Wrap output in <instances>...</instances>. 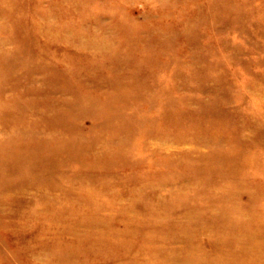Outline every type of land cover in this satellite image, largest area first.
<instances>
[{
    "label": "rangeland",
    "instance_id": "obj_1",
    "mask_svg": "<svg viewBox=\"0 0 264 264\" xmlns=\"http://www.w3.org/2000/svg\"><path fill=\"white\" fill-rule=\"evenodd\" d=\"M0 61V264H264V0H0Z\"/></svg>",
    "mask_w": 264,
    "mask_h": 264
},
{
    "label": "bare ground",
    "instance_id": "obj_2",
    "mask_svg": "<svg viewBox=\"0 0 264 264\" xmlns=\"http://www.w3.org/2000/svg\"><path fill=\"white\" fill-rule=\"evenodd\" d=\"M48 18H50V17H48ZM43 22H44V21H43ZM45 22H46V21H45ZM1 24H2V23H1ZM6 24H7V23H6ZM41 26H42V25H41ZM41 26H39V28H40ZM40 29H41V28H40ZM53 40H54V39H53ZM56 40H57V39H56ZM59 40H60V39H59ZM48 44H50V43H48ZM112 50H113V49H112ZM86 54H87V53H86ZM86 54H85V55H86ZM89 54H90V53H89ZM3 62H4V61H3ZM127 62H128V61H127ZM0 64H1V61H0ZM127 65H128V64H127ZM28 66H29V65H28ZM10 67H11V66H10ZM111 67H112V66H111ZM113 67H114V66H113ZM113 67H112V69H113ZM5 68H6V67H5ZM109 68H110V67H109ZM118 68H119V67H118ZM29 70H30V69H29ZM110 70H111V69H110ZM116 70H118V69H116ZM1 71H2V70H1ZM8 71H9V70H8ZM8 71H7V72H8ZM3 72H4V71H3ZM118 72H119V71H118ZM25 73H26V71H25ZM114 73H115V72H114ZM13 74H14V73H13ZM115 74H116V73H115ZM133 75H134V72H133ZM81 78H82V77H81ZM26 79H27V78H26ZM59 79H60V78H59ZM13 80H14V79H13ZM13 80H12V81H13ZM33 80H34V79H33ZM45 80L47 81L46 78H45ZM52 80H53V78H52ZM113 80H114V79H113ZM120 80H121V79H120ZM9 81H10V80H9ZM20 81H21V80H20ZM20 81H19V83H20ZM29 81H30V80H28V82H29ZM43 81H44V80H43ZM60 81H61V80H60ZM66 81H67V80H66ZM69 81H70V80H69ZM114 81H115V80H114ZM117 81H118V79H117ZM118 82H119V81H118ZM39 83H40V82H39ZM41 83H42V82H41ZM74 83H75V82H74ZM76 83H77V82H76ZM111 83L114 84L113 81H112ZM43 84H44V83H43ZM59 84H60V83H59ZM66 84H67V83H66ZM79 84H80V83H79ZM94 84H95V83H94ZM96 84H97V83H96ZM96 84H95V85H96ZM98 84H99V83H98ZM0 85H2V84H0ZM12 85H13V84H12ZM20 85H21V84H20ZM26 85H27V84H26ZM80 85H81V84H80ZM87 85H88V84H87ZM117 85H118V84H117ZM60 86H61V85H60ZM76 86H77V85H76ZM91 86H93V85L91 84ZM109 86H110V85H109ZM115 86H116V85H115ZM121 86H122V85H121ZM121 86H120V87H121ZM130 86H131V85H130ZM132 86H133V83H132ZM0 87H2V86H0ZM15 87H16V86H15ZM23 87H24V86H23ZM88 87H89V86H88ZM120 87H119V88H120ZM4 88H5V87H4ZM4 88H3V89H4ZM21 88H22V87H21ZM126 88H127V87H126ZM19 89H20V88H19ZM23 89H24V88H23ZM112 89H114V88H112ZM28 90H29V89H28ZM114 90H115V89H114ZM116 90H117V89H116ZM116 90H115V91H116ZM118 90H119V89H118ZM7 91H8V90H7ZM9 91H10V90H9ZM16 91H17V90H16ZM5 92H6V91H5ZM21 92H22V91H21ZM112 92H113V91H112ZM118 92H119V91H118ZM22 93H23V92H22ZM31 93H32V92H31ZM107 93H108V92H107ZM113 93H114V92H113ZM2 94H3V93H2ZM5 94H6V93H5ZM8 94H9V93H8ZM14 94H15V92H14ZM36 94H37V93H36ZM109 94H110V93H109ZM111 94H112V93H111ZM114 94H115V93H114ZM116 94H117V93H116ZM118 94H120V93H118ZM11 95H12V94H11ZM31 95H32V94H31ZM112 95H113V94H112ZM8 96H9V95H8ZM8 96H7V97H8ZM16 96H17V95H16ZM33 96H34V95H33ZM124 96H126V95H123V98H124ZM22 97H23V96H22ZM28 97H29V96H28ZM28 97H27V98H28ZM30 97L32 98V96H30ZM114 97H115V96H114ZM1 98H2V97H1ZM1 98H0V99H1ZM12 98H13V97H12ZM12 98H11V99H12ZM14 98H15V97H14ZM19 98H20V97H19ZM23 98H24V97H23ZM115 98H116V97H115ZM128 98H130V97H128ZM2 99H3V98H2ZM20 99H21V98H20ZM120 99H121V98H120ZM5 100H6V99H5ZM7 100H9V99H7ZM18 100H19V99H18ZM23 100H24V99H23ZM29 100H31V99H29ZM80 100H81V99H80ZM90 100H91V99H90ZM105 101H107V100H105ZM5 102H6V103H9V101H4V103H5ZM71 102H72V101H71ZM22 103H23V101H22ZM29 103H30V102H29ZM31 103H32V102H31ZM1 104H2V103H1ZM20 104H21V103H20ZM20 104H19V105H20ZM5 105H6V104H4V107H5ZM74 105H75V104H74ZM2 106H3V105H2ZM65 106H66V105H65ZM84 106H85V104H84ZM87 106H88V105H87ZM11 107H12V106H10L9 108H11ZM27 107L29 108V106H27ZM7 108H8V107H7ZM261 108H262V107H261ZM52 109H53V108H52ZM0 110H1V109H0ZM9 111H10V110H9ZM103 111H104V110H103ZM0 112H1V111H0ZM9 113H10V112H9ZM23 113H26V112L24 111ZM27 113H28V112H27ZM101 113H102V112H101ZM47 114H48V113H47ZM51 114H52V113H51ZM5 115H6V114H4V116H5ZM9 115H10V114H9ZM11 115H12V114H11ZM29 115H30V114H29ZM34 115H35V114H34ZM256 115H257V114H256ZM30 116H31V115H30ZM242 116H243V115H242ZM6 117H8V116H6ZM18 117H19V116H18ZM37 117H38V116H37ZM66 117H69V116H66V115H65V118H66ZM8 119H9V118H8ZM263 119H264V118H263ZM27 120H28V118H27ZM53 120H55V119L53 118ZM64 121H66V120H64ZM207 121H208V120H207ZM33 122H34V121H33ZM18 123H19V122H18ZM20 123H21V122H20ZM67 123H70V122H67ZM10 124H11V123H10ZM14 125L16 126V124H14ZM14 125L12 124V126H13L12 128H14ZM69 125H70V124H69ZM8 126H9V125H8ZM63 126H64V125H63ZM65 126H66V125H65ZM4 127H5V126H4ZM4 127H3V128H4ZM16 127H17V126H16ZM39 127H40V126H39ZM245 127H246V126H245ZM0 128H1V127H0ZM17 128H18V127H17ZM75 128H76V127H75ZM6 129H7V128H6ZM25 129H26V134H29L31 131H35V129L32 128V127H25ZM73 129H74V128H73ZM76 129H77V128H76ZM76 129H75V130H76ZM79 129H80V128H79ZM0 130H1V129H0ZM65 130H66V128H65ZM65 130H64V133H65ZM97 130H98V129H97ZM2 131H3V130H2ZM15 131H16V130H15ZM12 132H14V131H12ZM73 132H74V130H73ZM0 133H1V132H0ZM24 133H25V132H24ZM56 133H61V135H62V131H55V129H52V130H50V131L47 133L46 138H48V139H49V138H55V137H53V136H54V134L56 135ZM74 133H75V132H74ZM2 134H3V133H2ZM5 134H6V133H5ZM14 134H15V133H14ZM20 134H21V133H20ZM33 134H34V133H33ZM35 134H36V133H35ZM80 134H82V133H80ZM8 135H9V134H8ZM61 135H59V137H61ZM64 135H65V134H64ZM64 135H63V136H64ZM68 135H69V133H68ZM97 135H98V133H97ZM102 135H103V134H102ZM22 136H23V134H22ZM29 136H30V135H29ZM34 136H35V135H33L32 139L34 138ZM36 136H37V135H36ZM72 136H73V135H72ZM75 136H76V135H75ZM77 136H78V135H77ZM141 136H142V135H141ZM220 136H221V135H220ZM0 137H1V135H0ZM27 137H28V135H27ZM38 137H39V136H38ZM41 137H43V136L41 135ZM41 137H39V138L41 139ZM64 137H65V136H64ZM79 137H80V136H79ZM155 137H156V136H155ZM5 138H6V137H5ZM35 138H36V137H35ZM43 138H44V137H43ZM69 138H70V137H69ZM2 139H3V138H2ZM2 139H1V140H2ZM37 139H38V138H37ZM92 139H93V138H92ZM92 139H91V141H92ZM30 140H31V139H30ZM46 140H47V139H46ZM235 140H236V139H235ZM26 141H27V140H26ZM39 141H40V140H39ZM41 141H42V140H41ZM41 141H40V142H41ZM226 141H227V140H226ZM27 142H28V141H27ZM32 142H33V141L31 140V143H32ZM34 142H35V141H34ZM34 142H33V143H34ZM37 142H38V141H37ZM37 142H35V143H37ZM44 142H45V141H44ZM31 143H30V146H31ZM63 143H64V142H63ZM87 143L89 144V141H88ZM90 143H91V142H90ZM110 143H112V142H110ZM28 144H29V143H28ZM39 144H41V143H39ZM78 144H79V143H78ZM99 144H100V143H99ZM67 145H69V144L67 143ZM105 145H106V144H105ZM107 145H108V144H107ZM30 146H29V147H30ZM33 146H36V145H33ZM62 146H64V144H62ZM71 146H72V145H71ZM79 146H80V145H79ZM227 146H228V145H227ZM29 147H27V149H28ZM22 148H23V147H22ZM31 148H33V147H31ZM62 148H63V147H62ZM82 148H83V147H82ZM108 148H109V147H107V149H108ZM1 149H2V148H1ZM1 149H0V150H1ZM10 149H11V148H10ZM13 149H14V148H13ZM34 149H37V146H36V148H34ZM57 149H58V148H57ZM59 149H60V148H59ZM79 149H80V148H79ZM163 149H164V148H163ZM28 150H29V149H28ZM110 150H111V149H110ZM234 150H235V149H234ZM2 151H6V150L3 149ZM7 151H8V150H7ZM10 151H11V150H10ZM10 151H9V154L11 155ZM55 151H56V150H55ZM57 151H58V150H57ZM79 151H80V150H79ZM26 152H27V150H26ZM36 152H37V150H36ZM64 152H65V151H64ZM211 152H212V151H211ZM236 152H237V151H236ZM240 152H241V151H240ZM7 153H8V152H7ZM23 153H25V151H24ZM60 153H61V152H60ZM60 153H59V154H60ZM98 153H99V152H98ZM177 153H178V152H177ZM5 154H6V153H5ZM49 154H52V153H49ZM59 154H58V155H59ZM64 154L66 155L67 153L65 152ZM79 154H80V153H79ZM3 155H4V154H3ZM23 155H24V154H23ZM23 155H22V156H23ZM28 155H29V154H28ZM53 155H55V152H54ZM58 155H55L56 157H55V156H53V157L57 158ZM60 155H61V154H60ZM62 155H63V153H62ZM106 155H108V154H106ZM4 156H6V155H4ZM16 156H17V155H16ZM48 156L50 157L51 155H48ZM8 157H9V155H8ZM12 157H13V156H11V158H12ZM62 157H63V156H62ZM68 157H69V156H68ZM247 157H248V156H247ZM1 158H2V157H1ZM1 158H0V159H1ZM29 158H30V157H29ZM32 158H33V157H32ZM50 158H51V157H50ZM63 158H67V157L64 156ZM71 158H72V157H71ZM200 158H201V157H200ZM3 159H4V158H3ZM3 159H2V160H3ZM7 159H8V158H7ZM12 159H13V158H12ZM12 159H11V160H12ZM24 159H25V158H24ZM45 159H46V158H45ZM67 159H68V158H67ZM63 160H65V159H63ZM3 161H4V160H3ZM49 161H50V159H49ZM54 161H55V160H54ZM54 161H53V162H54ZM60 161H61V160H60ZM66 161L68 162V160H66ZM146 161H147V160H146ZM1 162H2V161H1ZM1 162H0V163H1ZM6 162H7V161H6ZM54 163H55V162H54ZM211 163H212V162H211ZM1 164H2V163H1ZM30 164H31V163H30ZM55 164H56V163H55ZM62 164H63V163H62ZM62 164H61V165H62ZM65 164H66V163H65ZM203 164H204V163H203ZM33 165H34V164H33ZM56 165H57V164H56ZM228 165H229V164H228ZM0 166H1V165H0ZM3 166H4V165H3ZM3 166H2V167H3ZM11 166H12V165H11ZM1 169H2V168H0V171H1ZM11 169H12V168H11ZM2 170H3V169H2ZM9 170H10V168L8 169L7 172H9ZM175 170H176V169H175ZM178 170H179V169H178ZM4 171H5V170H4ZM10 171H11V170H10ZM5 172H6V171H5ZM11 172H12V174H13V171H11ZM14 172H15V170H14ZM9 174H10V172H9ZM23 175H24V174H23ZM26 175H27V173H26ZM219 177H220V176H219ZM14 180H16V179H14ZM197 180H198V179H197ZM12 181H13V180H12ZM209 183H210V182H209ZM216 183H217V182H216ZM193 184H194V183H193ZM190 185H191V184H190ZM190 185H189V186H190ZM203 185H205V184H203ZM11 186H12V184H11ZM20 188H21V187H20ZM185 188H186V187H185ZM196 188H197V186L195 187V189H196ZM199 188H200V187H198V189H199ZM220 189H221V188H220ZM223 189H224V188H223ZM174 190H176V189H174ZM179 190H180V189H179ZM202 190H203V189H202ZM205 190H206V189H205ZM210 190H211V189H209V192H210ZM216 190H217V189H216ZM182 191H183V190H182ZM185 192H186V191H184V193H185ZM206 192H207V191H206ZM217 192H218V191H217ZM227 192H228V191H227ZM228 193H229V192H228ZM228 193H227V194H228ZM176 194H177V193H176ZM181 194H182V192H181ZM211 194H213V192H212ZM218 194H220V192H219ZM170 195H171V194H170ZM178 195H179V194H178ZM184 195H186V194H184ZM187 195H188V194H187ZM207 195H208V194H207ZM166 197H167V196H166ZM170 197H171V196H170ZM174 197H175V195H174ZM176 197H177V196H176ZM179 197H181V195H180ZM183 197H185V196H183ZM210 197L212 198V196H210ZM214 197H215V196H214ZM171 198H172V197H171ZM208 198H209V197H208ZM228 198H229V196H228ZM162 199H163V198H162ZM162 199H160V200H162ZM173 199H174V198H173ZM181 199H182V198H181ZM181 199L178 200V198H177V200L180 201V202H181ZM169 200H170V199H169ZM175 200H176V199H175ZM127 201H128V200H127ZM182 201H183V200H182ZM221 202H222V201H221ZM172 203H173V202H172ZM173 204L176 205L177 202H176V204H175V203H173ZM219 204H220V203H219ZM174 205H173V206H174ZM220 206H222V205H220ZM220 206H219V207H220ZM230 206H231V205H230ZM234 206H235V205H234ZM234 206H232V207L234 208ZM232 207H231V208H232ZM196 211H197V210H196ZM192 212H193V211H192ZM199 212H200V211H199ZM240 212H241V211H240ZM235 213H236V212H235ZM191 214H192V213H191ZM191 214H190V215H191ZM247 214H249V213H247ZM245 215H246V214H245ZM241 216H242V215H241ZM239 217H240V216H239ZM32 218H33V217H32ZM171 218H172V217H171ZM171 218H170V219H171ZM237 218H238V217H237ZM170 219H168V220H170ZM186 219H189V220H192V219L197 220V219H200V217H199V215L196 216V217H195V216L192 217V216H189V215H188V216H186ZM30 220H31V219H30ZM221 220H222V219H221ZM221 220H219V221H221ZM32 221H33V220H32ZM35 221H36V220H35ZM166 221H167V220H166ZM214 221H215V219H214ZM219 221H218L217 223H220ZM207 222H208V221H207ZM211 222H212V221H211ZM227 222H228V221H227ZM34 223H35V222H34ZM208 223L210 224V222H208ZM222 223H223V222H222ZM233 223H234V222H233ZM154 224H155V223H154ZM162 224H163V223H162ZM174 224H175V223H174ZM184 224H185V223H184ZM184 224H183V225H184ZM237 224H238V223H237ZM239 225H240V224H239ZM246 225H247V224H246ZM249 225H250V224H249ZM206 226L209 227V225H206ZM210 226H211V225H210ZM250 226H251V225H250ZM169 227H170V226H169ZM172 227H173V226H172ZM177 227H178V226H177ZM208 227H207V228H208ZM247 227H248V225H247ZM160 228H161V227H160ZM239 228H240V227H239ZM181 229L184 230L185 232L187 231L186 229H183V228H181ZM216 229H217V228H216ZM237 229H238V228H237ZM241 229H242V228H241ZM248 229H249V227H248ZM255 229H256V228H255ZM208 230H209V229H208ZM210 230H211V229H210ZM151 231H152V230H151ZM201 231H202V230H201ZM201 231H200V232H201ZM225 231H227V230H225ZM232 231H233V230H232ZM248 231H249V230H248ZM260 231H261V229H260ZM200 232H199V233H200ZM217 232H218V231H216V232H214V233H217ZM228 232H229V231H228ZM254 232H255V230H254ZM197 233H198V232H197ZM199 233H198V234H199ZM201 233H202V232H201ZM218 233H219V232H218ZM221 233H222V232H221ZM223 233H224V232H223ZM223 233H222V234H223ZM235 233H236V231H235ZM235 233H234V232H231V233H229V234L227 233V235H224V234H223V237H221L220 239H221V241H224L225 243H228V241H236V240H237V241H240V239L242 240L241 237H243V236L246 235V234H245V235L243 234L242 236H236ZM237 233H239V232H237ZM149 234H150V232H149ZM239 234H240V233H239ZM248 234H249V232H248ZM250 234H251V233H250ZM256 234H257V233H256ZM260 235H261V234H260ZM18 236H19V235H18ZM219 237H220V236H219ZM247 237L249 238V241H248V242L251 241V243H254V244H255L256 240H260V239L262 238V237L259 238L258 235H257V237H255L254 235H252V236H247ZM243 238H244V237H243ZM245 239H246V238H245ZM245 243H247V242H245ZM220 244H221V243H220ZM220 244H219V245H220ZM243 244H244V243H243ZM258 244H259V245H262V244H260L259 242H258ZM259 245H258L257 247H259ZM223 246H224V245H221V247H219V248L216 247L215 249H217L216 251H217V253H218L219 256H220V260H221V261L223 260V262H221V263H222V264H227V261H228L232 256L234 257V255H235L234 252H235V251H234V252H229V253H226V252L223 253V251H221V248H223ZM244 246H245V245H244ZM259 248H260V247H259ZM261 248H263V247H261ZM218 249H220V250H218ZM239 249H240V248H239ZM241 249H242V248H241ZM192 250H193V249H192ZM227 250H228V249H227ZM252 250H253V249H252ZM225 251H226V250H225ZM232 251H233V250H232ZM237 251H238V250H237ZM243 251H244V250H243ZM257 251H258V250H257ZM259 251H261V250H259ZM238 252H239V251H238ZM248 252H249V251H248ZM242 253H243V252H242ZM188 254H189V253H188ZM193 254H194V253H193ZM236 254H237V253H236ZM244 254H245V253H244ZM244 254H243V255H244ZM190 255H192V254L190 253ZM251 255H252V254H251ZM253 256H254V255H253ZM199 257H200V256H199ZM254 257H255V256H254ZM257 257H258V258H261L259 254L257 255ZM262 257H263V259H264V256H262ZM189 258H190V257H189ZM192 258H193V257H192ZM200 258H201V257H200ZM239 258H240V256H239ZM254 259H255V258H254ZM190 260H191V259H190ZM198 260H199V259H198ZM206 260H207V259H206ZM206 260H205V261L203 260V262H201V264H209L208 260H207V261H206ZM209 260H210V259H209ZM200 261H202V260H200ZM211 261H212V260H211ZM237 261H238V260H237ZM224 262H226V263H224ZM240 262H241V261H240ZM215 263H216V262H215ZM188 264H189V263H188ZM211 264H212V262H211Z\"/></svg>",
    "mask_w": 264,
    "mask_h": 264
}]
</instances>
